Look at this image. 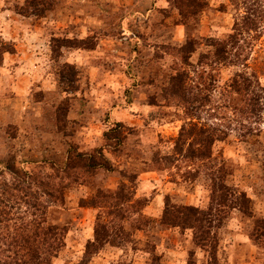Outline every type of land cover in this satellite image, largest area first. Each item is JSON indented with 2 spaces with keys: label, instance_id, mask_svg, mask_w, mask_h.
Instances as JSON below:
<instances>
[{
  "label": "rangeland",
  "instance_id": "rangeland-1",
  "mask_svg": "<svg viewBox=\"0 0 264 264\" xmlns=\"http://www.w3.org/2000/svg\"><path fill=\"white\" fill-rule=\"evenodd\" d=\"M25 1L0 0V264H264V0Z\"/></svg>",
  "mask_w": 264,
  "mask_h": 264
},
{
  "label": "trees",
  "instance_id": "trees-1",
  "mask_svg": "<svg viewBox=\"0 0 264 264\" xmlns=\"http://www.w3.org/2000/svg\"><path fill=\"white\" fill-rule=\"evenodd\" d=\"M53 1L54 0H26L25 1V5H27L29 8H27L24 11H22L21 14L22 15H26V14L30 15L31 14V15H35L37 17L38 16H42L41 11H38L40 6H44L47 9H49L50 6H52ZM28 10H30V11H28ZM218 51H219V54L221 55V57H220L221 60H223V61L225 60L226 61V60L229 59V55L231 54L232 50H229L227 48V46L224 44V45H220ZM234 82H235L236 85L238 84V81H234ZM83 159L80 160L81 163H82V166L84 168H88V171H90V172L91 171H96V170H98V169H100L102 167L103 168L105 167L103 164H100V163L98 164L97 163L98 160H96L95 157H88V159H85L84 163H83ZM6 170H9L8 166H6ZM1 175H3V173L0 174V176ZM0 183H1L0 187L3 185L4 187H6L8 189L7 185H5V183H2L1 180H0ZM8 191L9 190H0V224H2L1 220H3L2 219L3 216L5 215L7 217L10 214L8 211L13 209V206H12V204H13V199H12L13 195L8 193ZM4 221L5 222H10L11 219H6ZM4 227L7 228V229L11 228L10 225H5ZM47 232L48 231L45 230L44 233H43V236H46ZM26 240L30 242V239H27V237H25L22 240V242L19 243L20 244L19 246L22 247L21 244L25 243ZM32 241L34 242V240H32ZM16 242H18V241H16ZM16 242H14V243H16ZM16 246H17V244H16ZM36 258H39V256H37Z\"/></svg>",
  "mask_w": 264,
  "mask_h": 264
}]
</instances>
